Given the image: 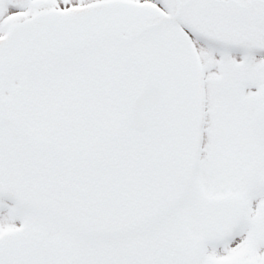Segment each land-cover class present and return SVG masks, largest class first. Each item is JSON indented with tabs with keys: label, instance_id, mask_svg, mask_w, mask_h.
<instances>
[{
	"label": "snow or ice",
	"instance_id": "snow-or-ice-1",
	"mask_svg": "<svg viewBox=\"0 0 264 264\" xmlns=\"http://www.w3.org/2000/svg\"><path fill=\"white\" fill-rule=\"evenodd\" d=\"M0 264H264V0H0Z\"/></svg>",
	"mask_w": 264,
	"mask_h": 264
}]
</instances>
